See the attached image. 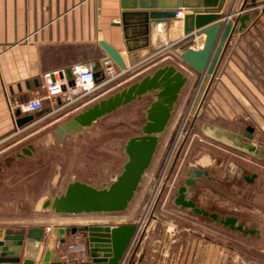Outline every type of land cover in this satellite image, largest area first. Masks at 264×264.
Listing matches in <instances>:
<instances>
[{
    "label": "rangeland",
    "instance_id": "374dc122",
    "mask_svg": "<svg viewBox=\"0 0 264 264\" xmlns=\"http://www.w3.org/2000/svg\"><path fill=\"white\" fill-rule=\"evenodd\" d=\"M244 9L256 14V21L245 34L226 45L231 50L218 73H214L208 94L204 93L194 111L199 82L193 86L195 75L185 72L187 81L165 129L158 135L152 161L124 211L57 214L50 207L44 209L41 203L45 196L63 193L68 182L85 180L96 188H104L116 178L127 160V141L142 134L147 110L155 99L151 92L78 131L58 135L54 127L61 121L44 129L34 126L14 136L11 140L28 137L10 150V222L29 218L53 225L83 226L93 222L110 226L128 223L151 208L152 203L154 207L163 203L167 211L164 220L169 221L168 227L175 230L177 239L194 238L199 233L221 239L223 243L218 244L224 248L227 264H247L246 259L252 258L253 253L240 243L252 239L250 234L229 230L173 202L183 180L195 169H205L212 177L210 182L191 186L196 205L220 217L235 216L245 228L264 229V162L211 141L199 131L202 122H206L235 132L248 143L264 146V0ZM168 63L172 60L158 62L136 77L122 76L119 83L112 82L96 93L81 111ZM27 145L33 147L29 154L20 151ZM252 174V182L244 180V176L251 178ZM156 229L161 232L166 225Z\"/></svg>",
    "mask_w": 264,
    "mask_h": 264
},
{
    "label": "crops",
    "instance_id": "0c3cea01",
    "mask_svg": "<svg viewBox=\"0 0 264 264\" xmlns=\"http://www.w3.org/2000/svg\"><path fill=\"white\" fill-rule=\"evenodd\" d=\"M165 1L171 0H0V241L7 234L24 233L26 235L30 231L36 232L38 228L42 229L43 238L39 243H44V246L40 247L38 244L36 252L40 253V260H34L33 264H41L42 257L48 251L53 260L75 264L76 261L73 258L67 261L62 260L60 253L68 243L76 240L87 242L81 233L77 232L73 235H65L64 243H59L61 237L57 231L52 234V229L68 227L66 224L53 225L43 220L31 221L29 218L10 222V150L28 136L11 139L31 130L34 126V128L44 129L61 121L63 123L54 127V130L58 135L66 133L68 130H63L66 121L85 108L86 103L55 111L54 105L44 100L43 108L31 113L19 110L18 105L30 99L43 97L45 90L42 75L49 71L63 70L68 77V72L74 64L87 62L91 64L94 71L100 73L97 81L102 79V61L109 56L100 45V41L117 49L125 63L124 70L116 65L122 74L113 82L119 83L121 77L126 74L128 77H136L158 62L167 59L172 60L174 65H180V61L170 49L185 35L182 19L173 17L169 22L150 23L146 33H143L141 25L139 26L134 19H128L126 25L122 21V12L159 10L160 2ZM188 1L194 2V0ZM258 1L239 0L237 10L241 3L253 5ZM153 2H156L155 8L141 9L139 6L140 3L150 6ZM185 11V13L189 12L186 9ZM248 13L250 20L246 22V27L241 31L235 29L228 44H232L230 41L234 37L245 34L251 24L256 21L257 15L253 12ZM144 35L147 38L145 43L142 41ZM203 40L204 34L195 36L191 46L198 49ZM127 46L132 49L127 50ZM157 49H162L157 58H150ZM228 50H231L230 47L224 49L215 74L223 66ZM192 80L194 86L196 84L194 76ZM59 103L60 99H57V104ZM26 115H32V120L17 126L16 120ZM20 149L29 154L33 147L27 145ZM209 174L207 172L209 179L205 175L202 176L204 180L200 178L201 176L195 177L192 187L201 184V181L210 182L212 177ZM76 181L97 187L85 180ZM187 193L188 197L197 203L195 192L193 190L192 193L191 187L188 188ZM156 200L157 198H154V202ZM154 205L152 203L151 208L144 210L139 217L128 222L136 223L139 228L122 264H227L226 255L223 253L224 248L218 244L223 243L221 239H211L201 233L194 238L177 239L175 230L168 227L169 221L164 220L167 211L163 203L156 204L155 207ZM87 225H99V223L92 222ZM158 225H166V229L160 232L156 229ZM249 228H255L258 233L250 234L252 239L247 238L240 243L247 246L248 252L253 253L252 258H247L246 262L247 264H264V229L258 226ZM26 242L36 243L24 240V243ZM233 250L234 248H231V251ZM259 254L262 258L258 256ZM23 257L25 254L22 251L19 264H23Z\"/></svg>",
    "mask_w": 264,
    "mask_h": 264
},
{
    "label": "water",
    "instance_id": "95a60500",
    "mask_svg": "<svg viewBox=\"0 0 264 264\" xmlns=\"http://www.w3.org/2000/svg\"><path fill=\"white\" fill-rule=\"evenodd\" d=\"M239 0H171L160 2L159 10L136 11L133 13L122 12L124 25L128 19H134L143 33L150 23L161 21L169 22L174 17V11L179 6L189 10L183 16L184 37L171 46L172 54L180 61V65L172 63L155 68L150 74H146L138 81H134L127 87L93 103L83 111L66 121L63 130L78 131L90 125L96 119L109 114L127 103L153 91L154 101L147 110L146 122L142 127V134L131 137L125 146L127 160L123 164L121 172L109 183L107 187L96 188L90 184L73 181L66 185L63 193L43 199L41 206L50 207L57 214L78 213H113L124 211L132 200L139 182L149 167L154 156L158 135L165 129L184 87L187 76L185 72L195 75L196 84L199 82L197 94L194 99L193 111L206 92L214 76L221 55L228 44L235 29L241 31L250 20L248 12L240 13L245 3H241L237 10ZM140 8H155L156 2L150 6L140 3ZM239 12L238 14H235ZM232 16V18H230ZM234 16V17H233ZM238 24V25H237ZM204 34V40L200 48L192 47L195 36ZM146 36L142 37L143 43ZM109 58L122 70L125 63L117 49L100 41ZM128 45V43H127ZM176 47L179 49H176ZM132 47L127 46V50ZM162 49H157L150 58L155 59ZM94 66V65H93ZM100 73L94 71V81H97ZM68 72V77H70ZM194 113V112H192ZM33 118L32 115L19 117L16 125L21 126ZM200 133L211 141L238 150L258 161L264 162V146L254 145L244 141L235 132L222 127L202 122ZM207 171L195 169L192 174L184 179L175 195L174 204L191 210L196 215L208 217L221 225L245 234L258 233L255 228H245L238 223L234 216L219 217L215 212H210L199 207L187 197V188L195 182V177ZM254 176V175H253ZM251 182L252 177H244ZM139 226L136 223H122L115 226L83 225L68 226L52 229V234L58 232L59 243H64L65 235L80 232L87 242L88 260L74 262L75 264H122L129 248L138 233ZM42 229L36 232L30 231L26 235H5L0 241V264H19L23 251V264H33L34 260H40V253L36 252L38 244L44 246L42 241ZM34 241L36 243H24ZM51 245L52 243H47ZM49 252V253H48ZM42 257L41 264H67L59 260H53L50 251Z\"/></svg>",
    "mask_w": 264,
    "mask_h": 264
},
{
    "label": "built area",
    "instance_id": "2783aa9c",
    "mask_svg": "<svg viewBox=\"0 0 264 264\" xmlns=\"http://www.w3.org/2000/svg\"><path fill=\"white\" fill-rule=\"evenodd\" d=\"M185 12L184 8L176 9L174 11V19H183ZM244 12H247V10L243 9L240 13ZM238 13L236 12L235 14ZM69 72L70 77H67L66 72L63 70H53L44 73L42 75L45 90L43 97L30 99L19 104V110L29 113L39 111L43 108L44 100L54 105L55 111L70 106L84 105L94 94L104 90L103 87L112 83L122 74L111 58L103 59L102 79L99 81H94L93 67L87 62L74 64ZM57 99H60L59 104H57ZM60 258L64 261L71 258L78 262L86 261L88 259L87 243L81 240L68 243L60 253Z\"/></svg>",
    "mask_w": 264,
    "mask_h": 264
},
{
    "label": "flooded vegetation",
    "instance_id": "af4514ba",
    "mask_svg": "<svg viewBox=\"0 0 264 264\" xmlns=\"http://www.w3.org/2000/svg\"><path fill=\"white\" fill-rule=\"evenodd\" d=\"M203 175H205L203 172H201V175H199L198 177H200V176H203ZM254 175V176H253ZM206 177H208V179H209V176L208 175H205ZM244 177H247V176H244ZM253 177H255V174H252V178ZM248 178H250V177H248ZM211 179V178H210ZM244 180H246L245 178H244ZM184 181V180H183ZM253 180H251V182H252ZM195 183V182H194ZM194 183L192 184V185H194ZM165 184V183H164ZM183 184V183H182ZM191 185V186H192ZM180 186V185H179ZM178 186V187H179ZM190 186V187H191ZM178 187H177V189H178ZM190 187H188V188H190ZM188 188H187V191H188ZM175 195V194H174ZM173 201H174V197H173ZM216 213V212H215ZM217 214V213H216ZM218 215V214H217ZM219 216V215H218ZM228 216H232V215H228ZM220 217V216H219ZM235 217V216H234ZM237 219V218H236ZM237 221H238V219H237ZM239 223V222H238ZM220 224V223H219ZM243 225V224H242ZM244 226V225H243ZM245 227V226H244ZM245 234V233H244ZM253 234H255V233H253ZM85 238V237H84Z\"/></svg>",
    "mask_w": 264,
    "mask_h": 264
},
{
    "label": "bare ground",
    "instance_id": "6f19581e",
    "mask_svg": "<svg viewBox=\"0 0 264 264\" xmlns=\"http://www.w3.org/2000/svg\"><path fill=\"white\" fill-rule=\"evenodd\" d=\"M197 38H199V37H197ZM203 42V41H202Z\"/></svg>",
    "mask_w": 264,
    "mask_h": 264
}]
</instances>
